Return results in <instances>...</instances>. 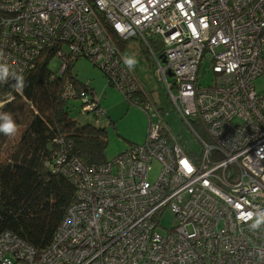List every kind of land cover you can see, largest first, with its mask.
Returning a JSON list of instances; mask_svg holds the SVG:
<instances>
[{
    "label": "built area",
    "instance_id": "2783aa9c",
    "mask_svg": "<svg viewBox=\"0 0 264 264\" xmlns=\"http://www.w3.org/2000/svg\"><path fill=\"white\" fill-rule=\"evenodd\" d=\"M130 41L149 49L200 149L171 132L124 65L121 46ZM0 53L10 75L49 55L61 98L87 104L84 112L98 101L72 67L88 59L154 113L144 144L103 165L74 164L77 200L51 246L38 251L0 233V264H264V228L250 231L245 221L264 209V91L255 86L264 74V0H0ZM208 65L213 79L203 86Z\"/></svg>",
    "mask_w": 264,
    "mask_h": 264
},
{
    "label": "trees",
    "instance_id": "16d2710c",
    "mask_svg": "<svg viewBox=\"0 0 264 264\" xmlns=\"http://www.w3.org/2000/svg\"><path fill=\"white\" fill-rule=\"evenodd\" d=\"M156 42L153 47L162 55ZM127 45L121 48L125 51ZM49 59L41 53L31 60L22 74L23 90L15 86V75L0 83V113L10 114L18 127L15 136L0 133V233L12 232L38 251L51 246L77 200L74 164L90 167L110 161L104 155L105 131L79 126L71 117L73 100L61 98L62 75ZM72 77L94 95L90 86Z\"/></svg>",
    "mask_w": 264,
    "mask_h": 264
},
{
    "label": "rangeland",
    "instance_id": "374dc122",
    "mask_svg": "<svg viewBox=\"0 0 264 264\" xmlns=\"http://www.w3.org/2000/svg\"><path fill=\"white\" fill-rule=\"evenodd\" d=\"M126 56L135 57L138 61L135 72L145 89L152 94L153 102L164 114L171 132L183 137L188 148L200 149L201 145L195 133L183 123L182 118L175 112L168 97V90L155 76L154 58L147 47L134 41L128 42ZM57 61L50 66L56 68ZM205 76L202 85L209 86L213 79V73L209 65L204 68ZM72 74L79 81L93 89L94 97L100 103L103 113H86L82 110L81 102H71V117L79 126L91 125L103 129L107 136V145L104 150L105 159L112 160L133 144H144L147 140L150 117L154 113L143 111L139 106L131 103L125 95L115 86L111 85L108 77L101 69L96 67L88 59L80 58L72 67ZM258 91H264V74L255 80ZM152 123H156L153 119ZM160 171V165L154 163L153 170L149 174V180L156 181ZM175 220L172 216L165 218V224L172 226Z\"/></svg>",
    "mask_w": 264,
    "mask_h": 264
},
{
    "label": "clouds",
    "instance_id": "9594fccd",
    "mask_svg": "<svg viewBox=\"0 0 264 264\" xmlns=\"http://www.w3.org/2000/svg\"><path fill=\"white\" fill-rule=\"evenodd\" d=\"M2 55V53H0ZM123 63L129 71H133L138 63L135 57L125 56L123 57ZM9 66L0 64V83L7 82L10 75ZM16 80V87L23 90L25 87V80L22 74H16L14 76ZM18 132V127L13 117L8 113H0V133L7 136H15ZM245 221L249 222V230L256 231L264 228V209H257L256 211H249L246 213Z\"/></svg>",
    "mask_w": 264,
    "mask_h": 264
},
{
    "label": "flooded vegetation",
    "instance_id": "af4514ba",
    "mask_svg": "<svg viewBox=\"0 0 264 264\" xmlns=\"http://www.w3.org/2000/svg\"><path fill=\"white\" fill-rule=\"evenodd\" d=\"M76 63V62H75ZM74 63V64H75ZM106 75V74H105ZM107 77H108V79L110 80V78H109V76L108 75H106ZM110 82H111V80H110ZM88 105L87 104H85V105H82V102H81V107L83 108V107H87ZM85 112H88V113H93L94 111H91V110H86Z\"/></svg>",
    "mask_w": 264,
    "mask_h": 264
},
{
    "label": "water",
    "instance_id": "95a60500",
    "mask_svg": "<svg viewBox=\"0 0 264 264\" xmlns=\"http://www.w3.org/2000/svg\"><path fill=\"white\" fill-rule=\"evenodd\" d=\"M164 60H165V59H164ZM98 68L101 69L100 67H98ZM102 72H103L104 74H106L105 71L102 70ZM170 75H172V73H170Z\"/></svg>",
    "mask_w": 264,
    "mask_h": 264
},
{
    "label": "snow or ice",
    "instance_id": "6c2138e0",
    "mask_svg": "<svg viewBox=\"0 0 264 264\" xmlns=\"http://www.w3.org/2000/svg\"><path fill=\"white\" fill-rule=\"evenodd\" d=\"M187 167V164L185 165ZM189 171H191V169L189 168Z\"/></svg>",
    "mask_w": 264,
    "mask_h": 264
},
{
    "label": "crops",
    "instance_id": "0c3cea01",
    "mask_svg": "<svg viewBox=\"0 0 264 264\" xmlns=\"http://www.w3.org/2000/svg\"><path fill=\"white\" fill-rule=\"evenodd\" d=\"M127 149H128V148H127ZM127 149H126V150H127ZM126 150H125V151H126ZM123 152H124V151H123ZM120 154H121V153H120Z\"/></svg>",
    "mask_w": 264,
    "mask_h": 264
}]
</instances>
